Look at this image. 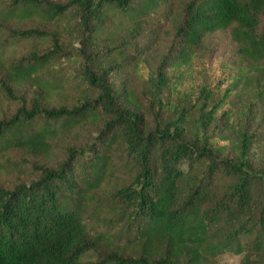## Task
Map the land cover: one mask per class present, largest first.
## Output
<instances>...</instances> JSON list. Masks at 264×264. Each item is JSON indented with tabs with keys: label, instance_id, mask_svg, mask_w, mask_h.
Segmentation results:
<instances>
[{
	"label": "trees",
	"instance_id": "1",
	"mask_svg": "<svg viewBox=\"0 0 264 264\" xmlns=\"http://www.w3.org/2000/svg\"><path fill=\"white\" fill-rule=\"evenodd\" d=\"M118 15L130 24L123 66L120 45L97 51ZM33 16L66 26L83 47L53 38L21 57L20 72L72 61L83 95L0 117V156L48 157L67 141L54 164L0 184V264H217L227 251L264 264V163L253 159L264 133V0H0V30ZM218 31L234 45L226 72L199 69L204 80L182 90L184 70ZM170 37L139 92L129 74ZM89 123L96 134L74 142Z\"/></svg>",
	"mask_w": 264,
	"mask_h": 264
},
{
	"label": "rangeland",
	"instance_id": "2",
	"mask_svg": "<svg viewBox=\"0 0 264 264\" xmlns=\"http://www.w3.org/2000/svg\"><path fill=\"white\" fill-rule=\"evenodd\" d=\"M163 12L165 10H162L161 14H157L155 19L162 17ZM115 18H117V20H114L118 24L105 25L104 31L99 34L98 39H104L99 42L97 51L103 53L107 46L120 45L122 51L120 55H122L117 56V60L123 66L126 62L123 56L130 49V46L127 49L129 37L125 34V29L121 28L130 24L123 16L118 15ZM8 27L9 30H0V117L10 115L21 106L28 108L33 101H37L40 105L59 106L73 103L77 97H82L83 84L79 80V69L74 68L75 64L72 61L40 67L37 65L36 70L28 76L26 74V76H23L19 70L20 66L22 64L25 65L26 61L25 58L21 60V57L27 56L32 51L42 52L50 45L53 38H57L58 42L64 43V50L72 47H83L79 40L68 32L66 26H60V23L53 21L45 22L39 16H33L29 20L19 21V19H14L9 23ZM12 28H37L46 31V34L23 38L13 34ZM170 39L171 37L160 39L155 45L154 53L146 57L145 62L142 64L143 68L139 72H135L134 75L129 74V83L139 92L149 85L145 79L150 71L158 65V61L169 46ZM233 51L234 45L225 31H218L205 38L199 51L198 60L195 59L192 66L184 70V77L181 79L182 90L193 89L199 82L204 80V77L199 74V69L204 72L205 76H215L216 74L217 77H221L220 74L226 72L227 66L231 63ZM99 57L104 65L109 62L105 54H101ZM71 79L73 85H77L79 82V86L69 85ZM1 83L9 87V93L3 88ZM45 83L49 85L47 91H43L42 88ZM94 128L95 125L92 123L84 125L79 132V140H72L79 144L85 143L96 134ZM259 142L260 144L254 152L253 159L256 164H263L264 133ZM66 144L67 141L65 139L61 143L55 144L53 152L48 157L34 155L20 148L4 151L0 156V184L11 185L19 180L33 177L36 174L32 166L33 163L47 162L48 164H54L63 156ZM121 162L122 159L116 156L115 163L117 168ZM111 187L112 183L109 189ZM98 196L101 195L98 194ZM242 256L243 253L236 254L227 251L218 257L217 264H240Z\"/></svg>",
	"mask_w": 264,
	"mask_h": 264
}]
</instances>
